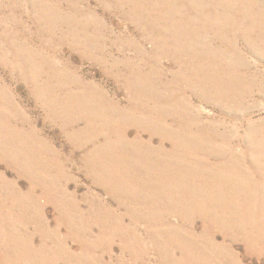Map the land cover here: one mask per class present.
Masks as SVG:
<instances>
[{"label": "rangeland", "instance_id": "rangeland-1", "mask_svg": "<svg viewBox=\"0 0 264 264\" xmlns=\"http://www.w3.org/2000/svg\"><path fill=\"white\" fill-rule=\"evenodd\" d=\"M164 1L175 8L155 6L156 0H0V264H264V179L257 170L264 164V43L249 53L242 37L234 38L243 30H194L197 0ZM253 2L245 14L256 24L264 19V0ZM205 3L199 16H209ZM170 17L180 26L170 25ZM159 18L166 23L156 25ZM211 45L219 55L209 59ZM83 98L88 113L111 120L115 105L130 112L132 119L121 121L124 136L151 138L154 151L170 139V155L200 171L235 159L224 170L235 185L201 178L184 187L179 206L161 198L151 189L160 186L154 179L162 180L161 172L147 174L134 163L99 118L87 115L88 125L62 115L63 103ZM134 105L140 110L131 111ZM65 108L74 110L72 117L81 114ZM29 129L39 139L23 146L43 145L36 159L42 168L18 167L19 157L4 154ZM100 129L105 137L90 143L86 133ZM198 142L209 149L197 150L213 157L198 153ZM39 176L43 186L35 182ZM34 184L40 188L30 192ZM113 184L120 192L112 196ZM194 196L210 211L206 224L186 206ZM209 201L222 206L216 212ZM226 204L239 224L217 232L232 217L225 216Z\"/></svg>", "mask_w": 264, "mask_h": 264}, {"label": "bare ground", "instance_id": "bare-ground-1", "mask_svg": "<svg viewBox=\"0 0 264 264\" xmlns=\"http://www.w3.org/2000/svg\"><path fill=\"white\" fill-rule=\"evenodd\" d=\"M221 1H225V3H223V5H220V7H221L220 8L219 7V4L221 3ZM156 4L157 5H155V6H158L159 5L161 8L164 7V9L170 10V11H172L175 8L171 4L166 3L164 0H156ZM185 5H187V4H185ZM204 6H205V8H207V10L210 11L208 17L199 16L200 15L199 14V11H200L199 9L201 7H203V5L201 4V0H197L196 1V4L194 6V11H197V12L195 13L196 14V16H195V20L196 21L194 22V30H201L202 28H205V29H219L221 27L224 28L225 26H227L229 28H232V30H235V29L243 30L242 32H239L238 33V36H236L234 38H239V37L241 38L242 37L241 40H244L245 41V45L247 46V50L251 49V47H252L254 50L258 51L257 48L258 47L260 48V46H262V44L264 43V19H261V21L258 20L257 23L254 24L255 23L254 21H255L256 18H248V16L245 14V10L246 9H252L253 10V8L255 7L253 0H249L247 3L245 2V0H232V1H229V0H206V3L204 4ZM246 6H248V8H246ZM216 8H219L221 10L222 9L224 10V11H221V14H222L221 16L218 13L219 9L218 10H215ZM170 19L172 21H174V22H171L170 25H172V26H178L179 25L178 21H175L174 18H171L170 17ZM165 20L162 21L159 18V19L154 20V23L159 26V23L160 22L164 23ZM179 22H181V20ZM164 25H166V24H164ZM140 30H141V34L142 35L143 34H146L143 28H141ZM255 31L258 33L257 35H259V36H257L260 39L258 41L259 43L255 41V38L253 39L252 34ZM243 33H244V35H243ZM231 39H233V38H231ZM214 40H216V39L214 38ZM224 41H226V40H224ZM150 42L153 44V48L152 49L156 52L157 51V47H158L157 41L150 40ZM230 43L232 44V42H230ZM230 43H228L229 46H230ZM257 43L260 44V45H258ZM213 47L214 46L211 45V48H210L211 49L210 50L211 53L209 52V54H208V52H207L209 59H211L213 57L216 58L219 55V51L217 49L216 50L213 49ZM213 51H215L214 54H212ZM155 52H152V54H154ZM249 53H250V50H249ZM251 53H252V51H251ZM97 97H99V95ZM101 98H102V96H101ZM78 102L80 104H82V105L75 104L71 100L69 102L63 103V105L61 107V109L63 110V114L62 115L64 117H67V118L71 119V120H77V122L78 121H81V120H85L86 122L89 123L88 125L93 124V122H92V120H90L87 117V115H89L90 117L99 118L101 120L100 123L102 124V127L101 128H107L106 132H111V133L116 134L115 135L116 136V139H118V140L115 141L116 146H119L120 145V147L123 148L124 151L130 152V153L133 154L132 155V160H133L134 163H136L137 165H139L140 168L144 169L147 174H151L152 175L154 172H157V171H160L161 172V175L160 176H162V180H161V178H158V176L154 179V180H157L156 183L159 184L160 186L159 187H153V188H151V189L155 190V192L157 193V195L160 196L161 198L169 199L168 201H170L171 203H174L175 205L179 206L180 205V202L183 201V200H181L183 198V195H181V194H182V191L185 192L184 187L186 185H187V187L188 186H191L190 183L195 182L197 180L204 181L201 178L212 181L213 183L208 181V184H210V185H214L216 183H219V180L220 179H221V181H224L225 180L226 181V185L227 184H229V185H235V183L233 182L234 180H233L231 174L224 173V170L225 169H231V170L233 169V168H231L229 166H232L233 165V162H234L235 159H231L232 162L229 164V166H227L225 164L224 167L215 166L210 171H200L199 168H198V166L195 163L185 162V161L180 160L178 158L176 160L175 158H173L170 155V153H171L170 148L172 147V142L170 141V139L169 140L168 139H165V140L163 139V141H161L159 143L158 150L157 151H154L152 149L153 148L152 145H154V142L152 141L151 138H148V140L147 139L145 140L144 137H143V135L142 134H139L137 132L135 134H132L131 136H124L123 133H122L125 130V127L122 126L123 119L128 120V119H132V118L129 116V115H131L130 112L121 111L120 110V106H116L115 105V106L112 107V110L114 111L113 113H115L117 115V117H111L113 119V120H111L110 117L107 115V113H105V114H98L96 112V110H90V112L88 113V110L89 109H88V107L85 104V98L79 100ZM55 103H56V106H58V105L61 104V103H57V102H55ZM67 105H69L72 108H75V107L80 108L81 114L79 115V117L78 116L72 117L73 115L75 116V112L71 108H69V109L68 108H65V106H67ZM138 107L139 106H135L134 105V107L132 108L131 111L140 110V108H138ZM143 109L146 110L145 108H143ZM108 117H109V120L102 119V118H108ZM125 123H129V121H125ZM21 124L24 125V126L31 127V125L28 122H26L25 120H23L21 122ZM88 125H87V129L89 127ZM33 131H36V129H33ZM33 131L29 129V132H31V134L28 136V138L26 140H24L23 143L19 140L16 144H14L15 147L19 145L18 147L13 148V149H10L9 152H6V153L4 152V154L6 156H12V157H15V158L19 157L22 160L21 163L19 165H17L18 167L20 165L21 166L24 165V167H28L30 165H32L33 167H40V165L38 164V162H37L36 159L40 160V154H41L40 149H41V147L43 145L40 144V143H38V145H36L35 147H28L27 148V146L26 147L23 146V145H27V144L32 143L36 139H39L38 137H35L33 135ZM136 131H138V130H136ZM248 131H249V129H248ZM259 131L260 132L261 131H264V126L261 127V129ZM90 133H92V135H90L89 133H86V134L89 137H91L92 141L90 143H93V144H95L96 142H99L100 141V138L101 137H105V135H106V133L104 131H102L101 129L100 130H96V132H90ZM259 135L260 134L258 133L257 134V138H258ZM15 137H19V135L17 134L15 136H13L10 140L13 141V139ZM252 137H253V135H252ZM255 137L256 136H254V138ZM259 139H260V137H259ZM144 141H147V142H144ZM254 142H256V141H254ZM254 142L252 140H249V142H248L249 146H254L256 144V143L254 144ZM257 142H259V141H257ZM260 143L264 144L263 141L260 142ZM195 145H196V143H194V147H195L196 150L197 149H202V146H201V144L199 142H198V145H196V146ZM262 146H264V145H262ZM237 147H238V145H237ZM208 149L203 148L202 150H208ZM113 150H114V148H110V149L108 148V151H110L112 153H117V150L116 151H113ZM243 150H240V151H243ZM248 151L249 150H247V152ZM197 152L205 155L206 157H213V154L210 151H203L202 152V151L197 150ZM261 153H263V152H261ZM29 156H31V158H26V157H29ZM251 157H252V155H251ZM261 157L262 156H260V160H261ZM159 159H160V161H159ZM183 159H185V158H183ZM251 159H253V158H251ZM51 160L54 161V159H50L49 161H51ZM251 161L253 163V160H251ZM174 162L175 163H178L180 167L177 164H175ZM173 163L175 164L174 166L171 165ZM46 165L47 164H44V167ZM55 165H56V163L53 162V166H51L50 168H56V167H54ZM257 165H259V167H261L262 169L264 168L263 162H260V164L258 163ZM12 166H14V165H12ZM42 167L43 166H41L40 168H42ZM15 168L17 169V167H15ZM262 169H259V168L257 169L258 172H259L258 175H259V178L260 179H264L263 176H262V175H264L263 172L261 174V170ZM97 172H98V170H97ZM177 174H179V176ZM224 175L227 176V177H225ZM26 177L32 180V176H26ZM20 178H24L25 179V176L22 175ZM27 178H26V180H27ZM152 178H153V176H152ZM0 180L5 181L4 176L1 175V174H0ZM53 181L54 180H52V183H53ZM35 182H37L41 186H43V183H42L43 181L41 180V177L40 176H39V178ZM205 182L207 183V181H205ZM221 184H225V183H221ZM229 185H227V186H229ZM115 186L116 185L113 184L112 185L113 188L109 192V194L112 195V196H113V194H118L120 192V191H116L117 190V187H115ZM33 187L40 188V186H38L36 184L30 185V192L33 190ZM65 191H67V190L65 189ZM209 191H210V189H209ZM71 194H73V196H75V194H77V193H76V191H74ZM243 195L246 196V194H243ZM32 197L35 198L34 195ZM201 197H195L194 196L191 200H188L187 201L186 206L187 207L191 206V208H193V210L197 212L198 219L202 220V222L204 224H206V222H207L206 215L207 214H210V211L206 209V203L203 202V200L201 199ZM250 198H252V196ZM208 205L211 206L216 212L222 206L220 203H218L216 201H212V202L209 201ZM225 208H226V214H225V216L228 215V216H232V217H231V220L228 219L227 222H226V219L223 220V221H220L221 222V225L224 224V226L223 227H220L219 226L217 232H232L231 229L232 228H235L236 229L237 228V224H239L238 219H236L237 218L236 217L237 215L232 210V205L231 204H226L225 205ZM170 211L177 218H180L181 217L180 219H178L179 222L184 223V224H187L190 227V229H194L195 228V221L194 220L187 219L186 216H181L182 214H177L174 211V209H170ZM179 212H181V211H179ZM217 216H218V214H217ZM244 219H246V218H244ZM143 221H144V223L147 222L145 220H143ZM231 224H233L234 226H230ZM171 228H172V226H171ZM173 228H174V226H173ZM153 248H154V252L159 251L158 249H156V247H153Z\"/></svg>", "mask_w": 264, "mask_h": 264}]
</instances>
